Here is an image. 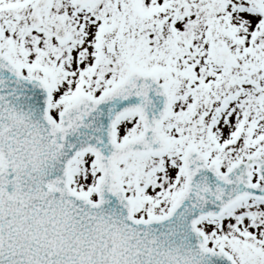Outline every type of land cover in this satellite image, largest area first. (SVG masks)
I'll use <instances>...</instances> for the list:
<instances>
[{"label": "snow or ice", "instance_id": "obj_1", "mask_svg": "<svg viewBox=\"0 0 264 264\" xmlns=\"http://www.w3.org/2000/svg\"><path fill=\"white\" fill-rule=\"evenodd\" d=\"M0 264H264V0H0Z\"/></svg>", "mask_w": 264, "mask_h": 264}]
</instances>
